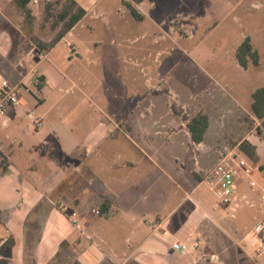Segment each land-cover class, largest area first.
<instances>
[{
	"label": "crops",
	"instance_id": "0c3cea01",
	"mask_svg": "<svg viewBox=\"0 0 264 264\" xmlns=\"http://www.w3.org/2000/svg\"><path fill=\"white\" fill-rule=\"evenodd\" d=\"M75 1L85 16L43 50L37 41L48 46L56 36L50 40L42 32V12L53 0H30L32 20L18 0H0V83L32 88L0 117V151L9 162L0 172V264H264L251 248L254 227L241 230L240 209L220 206L205 181L227 154L223 146L247 158L240 150L247 142L256 154L251 163L261 168L254 176L264 182V135L256 132L262 126L251 109L253 93L264 86H255L264 80L263 56L254 47L259 64L248 68L236 57L238 73L223 79L197 64L200 74L186 76L181 92L170 94L157 77V59L148 54L127 60L121 50L128 39L120 29L126 23L118 25L122 8L107 9L105 0ZM130 1L144 16L138 22L148 20L140 7L145 0ZM99 20L113 26L114 35L107 28L104 40L86 37ZM154 33L151 41L158 44L164 37ZM101 64L108 78L106 93L96 98L101 107L86 94L90 114L68 119L52 95L67 82L78 88L83 70ZM127 69L136 71L129 90ZM33 74L44 80L39 89ZM109 82L123 83V89L115 93ZM198 115L208 117L200 143L189 129ZM244 183L249 185L239 180V208H257L259 196ZM61 202L78 213L80 228L58 207Z\"/></svg>",
	"mask_w": 264,
	"mask_h": 264
},
{
	"label": "rangeland",
	"instance_id": "374dc122",
	"mask_svg": "<svg viewBox=\"0 0 264 264\" xmlns=\"http://www.w3.org/2000/svg\"><path fill=\"white\" fill-rule=\"evenodd\" d=\"M116 1L105 0L103 6L107 9L114 6L123 9L121 12L123 20L118 25L126 23L120 29L128 39L121 46V50L125 53L127 60L130 57L135 59L148 54L151 55L152 60L157 59L159 63L157 77L160 78L165 91L171 92L170 94L181 92L178 90L186 76L192 78L196 76V73L200 74L197 64L202 65V69L215 79L220 78V74L222 79L226 77V74L235 76L238 73L236 53L246 37H250L254 47L264 59V0H145L140 7L141 11L146 13L148 20L143 22L135 20L125 5L122 4V7L120 3L116 4ZM67 2L68 0H53L52 8L48 12L47 9L46 12H42L44 17L42 32L50 40L51 35H57L63 27V23H58L57 16ZM183 16L185 21H182ZM115 18L117 16L113 15L112 20ZM101 21L96 22L95 31H88L85 36L104 40L108 37L105 34L107 28L110 29V35H114V27H107ZM153 33L156 34L155 37L164 38L155 44L151 41ZM34 40L38 39L34 37L32 41ZM101 48L108 49L105 45ZM63 50L65 45L57 53H62ZM133 65L136 64L133 63ZM102 66L103 64L97 67L91 66V70H83L79 85L81 89L67 82L62 91L56 90L52 95L55 101H59L61 111L65 112L68 119L82 120L86 119L88 113L90 114V109L87 111V107L90 108V102L84 97L86 94L98 102L96 98H101V95L106 93L107 87L104 82H108L107 71H104ZM128 67H133L130 61H128ZM133 70L127 69L125 85L128 90L129 87H134L133 76L136 71ZM109 83L111 90L115 93L123 89V83L121 85ZM261 85H264V80L255 83L257 87ZM96 87L98 92L93 94V89ZM66 89L71 91L67 93ZM242 93L246 95L247 91L242 90ZM129 98L131 96L127 93V101ZM98 104L101 107V103L98 102ZM95 109L99 114V107L95 106ZM256 132L264 135V128L259 126ZM226 149V145L222 147V151L228 153ZM243 186L251 191L249 185L244 183ZM254 197L257 200V208L251 209L244 203L241 208L236 207V210L240 209L238 217L242 220L241 230L245 226L251 230L264 219V213L258 209L260 207L262 210L264 206H259L261 204L259 197L256 195ZM248 205L253 206V203ZM252 241L251 248L255 256L262 259L264 253L258 251L259 239L252 238Z\"/></svg>",
	"mask_w": 264,
	"mask_h": 264
},
{
	"label": "built area",
	"instance_id": "2783aa9c",
	"mask_svg": "<svg viewBox=\"0 0 264 264\" xmlns=\"http://www.w3.org/2000/svg\"><path fill=\"white\" fill-rule=\"evenodd\" d=\"M37 3V0H34ZM45 57V54H41ZM42 85L41 77L33 74V86L39 89ZM31 87L22 82L14 84L7 79L0 83V117L5 118L11 107L20 102L22 93H30ZM261 168L254 166L247 158L239 156L237 153L228 152L223 154L217 165L205 176L206 183L212 188L220 206L236 210L239 206L238 185L239 180L245 179L253 189L261 203L264 204V182H260L254 175L260 174ZM58 207L69 215L72 223L80 228L78 213L72 211L66 202L59 203ZM97 215H101L99 210H93ZM250 238L259 239V252L264 253V219L257 223L251 230ZM180 243L173 245L174 250H180Z\"/></svg>",
	"mask_w": 264,
	"mask_h": 264
},
{
	"label": "trees",
	"instance_id": "16d2710c",
	"mask_svg": "<svg viewBox=\"0 0 264 264\" xmlns=\"http://www.w3.org/2000/svg\"><path fill=\"white\" fill-rule=\"evenodd\" d=\"M30 0H18V5L25 11L26 17L32 20V11L27 8V5ZM137 4L142 3L144 0H132ZM123 4L127 8L130 15L137 21H142L144 16L142 13L132 4L131 1L124 0ZM51 7L47 6V12ZM86 14V10L81 6H78L75 0H68V2L63 5L62 10L58 14V23H63L62 29L57 33L54 40L50 45L46 46L37 41L38 47L43 50L50 49L54 47ZM236 57L238 59L239 64L243 68H248L250 63L254 65L259 64L260 56L258 51L254 48V45L250 39V37H246L242 44L239 46ZM42 80L43 86L44 80ZM252 102V112L254 116L260 120L261 126L264 128V86L257 89L253 95ZM208 127V117L205 115H198L193 118L189 123V129L191 131L192 138L195 142H202L204 140V133ZM240 150L245 154L249 161H256V154L254 147L250 146L247 142H244L240 146ZM0 171L6 172L9 168V162L4 155L0 151ZM13 241L10 239L8 245H12Z\"/></svg>",
	"mask_w": 264,
	"mask_h": 264
}]
</instances>
